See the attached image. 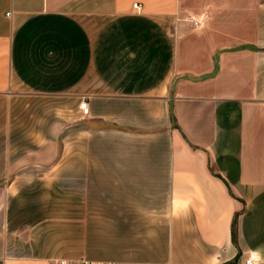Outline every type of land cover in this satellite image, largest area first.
Masks as SVG:
<instances>
[{"label": "crops", "instance_id": "crops-1", "mask_svg": "<svg viewBox=\"0 0 264 264\" xmlns=\"http://www.w3.org/2000/svg\"><path fill=\"white\" fill-rule=\"evenodd\" d=\"M248 259L264 0H0V264Z\"/></svg>", "mask_w": 264, "mask_h": 264}, {"label": "built area", "instance_id": "built-area-1", "mask_svg": "<svg viewBox=\"0 0 264 264\" xmlns=\"http://www.w3.org/2000/svg\"><path fill=\"white\" fill-rule=\"evenodd\" d=\"M133 9H137V5H133ZM79 110L82 113L83 117H88L89 116V108L87 101L84 99L79 103ZM58 264H101V263H89L86 261H79V262H60ZM102 264H121V263H102ZM245 264H251V259H248Z\"/></svg>", "mask_w": 264, "mask_h": 264}, {"label": "trees", "instance_id": "trees-1", "mask_svg": "<svg viewBox=\"0 0 264 264\" xmlns=\"http://www.w3.org/2000/svg\"><path fill=\"white\" fill-rule=\"evenodd\" d=\"M232 241L236 243L235 221L233 222V225H232Z\"/></svg>", "mask_w": 264, "mask_h": 264}]
</instances>
